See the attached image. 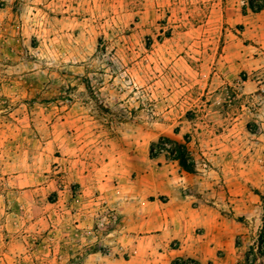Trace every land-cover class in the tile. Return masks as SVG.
<instances>
[{
  "label": "rangeland",
  "instance_id": "1",
  "mask_svg": "<svg viewBox=\"0 0 264 264\" xmlns=\"http://www.w3.org/2000/svg\"><path fill=\"white\" fill-rule=\"evenodd\" d=\"M260 196L264 0H0V264H264Z\"/></svg>",
  "mask_w": 264,
  "mask_h": 264
},
{
  "label": "trees",
  "instance_id": "2",
  "mask_svg": "<svg viewBox=\"0 0 264 264\" xmlns=\"http://www.w3.org/2000/svg\"><path fill=\"white\" fill-rule=\"evenodd\" d=\"M188 145L189 142H186V144H182L168 138H163L158 143H154L151 145L150 155L153 159L164 157L172 162H176L180 165V167L183 170L193 174L198 171L199 164L192 156V153L189 150ZM260 198L264 204V197L260 196ZM256 245H257L256 247L257 252L255 256L258 259L264 253V216L262 219L260 236L258 238ZM193 263L194 262L178 260L175 264H193Z\"/></svg>",
  "mask_w": 264,
  "mask_h": 264
},
{
  "label": "crops",
  "instance_id": "3",
  "mask_svg": "<svg viewBox=\"0 0 264 264\" xmlns=\"http://www.w3.org/2000/svg\"><path fill=\"white\" fill-rule=\"evenodd\" d=\"M179 258H182L181 256H178ZM183 260H184V258H182ZM182 259H180V260H182ZM173 264V263H172Z\"/></svg>",
  "mask_w": 264,
  "mask_h": 264
}]
</instances>
